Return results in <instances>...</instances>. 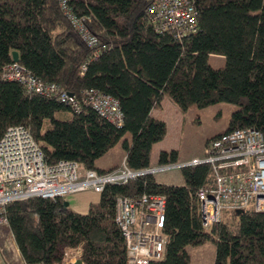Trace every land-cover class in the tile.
<instances>
[{"label":"trees","instance_id":"trees-1","mask_svg":"<svg viewBox=\"0 0 264 264\" xmlns=\"http://www.w3.org/2000/svg\"><path fill=\"white\" fill-rule=\"evenodd\" d=\"M194 2L198 31L178 42L169 33L154 32L145 13L147 0H66L73 15L87 18L98 40L89 48L61 12L59 0H0V138L8 127L23 126L47 165L74 161L104 173L95 162L129 134L131 143H123L126 166L148 170L151 147L165 135V124L151 117L163 97L182 113L193 105H235L223 134L253 129L264 135V0ZM14 51L19 65L45 84L76 98L94 89L115 99L121 127L90 107L74 113L3 80ZM210 56L223 57L224 68L213 69ZM176 160L174 151L161 152L159 165ZM180 171L181 186L158 184L152 175L108 185L85 214L65 208L64 198L9 204L7 225L23 264H64L74 252L82 264H127L115 203L142 194L166 200L163 257L148 264H189L187 247L206 242L215 246L213 264H264V213L234 212V229L221 220L204 231L196 194L213 187L212 170L200 164Z\"/></svg>","mask_w":264,"mask_h":264},{"label":"built area","instance_id":"built-area-1","mask_svg":"<svg viewBox=\"0 0 264 264\" xmlns=\"http://www.w3.org/2000/svg\"><path fill=\"white\" fill-rule=\"evenodd\" d=\"M59 7L81 40L89 48L98 45L88 30L86 17H76L59 0ZM155 33H169L178 42L198 31V10L194 0H147L145 10ZM2 79L21 84L27 94L51 98L79 113L83 106L117 127L122 115L115 99L97 90L88 89L79 98L55 84H45L12 62L3 69ZM210 166L214 185L202 188L196 198L201 225L210 231L221 222L223 210L264 213V135L253 129L235 130L211 140L204 149V158L189 165ZM163 170V169H160ZM154 170L132 171L125 163L113 170L98 173L82 163L60 161L47 165L39 144L23 126L8 127L0 138V227L8 229L6 207L30 198L63 199L76 193L103 192L108 185H126ZM166 200L162 195L142 194L119 197L115 203V224L126 247L127 264H148L163 257ZM68 260L64 264H75Z\"/></svg>","mask_w":264,"mask_h":264},{"label":"rangeland","instance_id":"rangeland-1","mask_svg":"<svg viewBox=\"0 0 264 264\" xmlns=\"http://www.w3.org/2000/svg\"><path fill=\"white\" fill-rule=\"evenodd\" d=\"M209 65L213 69H222L225 66V59L220 56H210ZM237 110L235 105L218 103L203 109L195 105L182 113L167 98L163 97L159 106L151 111L154 119L165 124V135L162 140L153 144L150 151V170L158 184L169 186H181L182 176L180 168L189 165L193 160L204 158V149L208 141L223 134L229 126L231 115ZM131 143V136L126 134L124 138L95 163L97 168L109 169L120 167L125 159L123 143ZM177 154L174 165H159L161 152ZM117 167V168H118ZM163 169V170H160ZM64 202L68 208L76 213L85 214L91 204L98 202V194L92 191L76 193L67 198ZM233 211L223 210L221 218L229 227H235L237 218ZM189 255V264H213L215 246L212 242H206L200 246H189L186 249ZM79 254H71V260H77ZM0 264H22L17 247L9 229L0 227Z\"/></svg>","mask_w":264,"mask_h":264},{"label":"water","instance_id":"water-1","mask_svg":"<svg viewBox=\"0 0 264 264\" xmlns=\"http://www.w3.org/2000/svg\"><path fill=\"white\" fill-rule=\"evenodd\" d=\"M11 58H12V62L19 63V56H18V53L17 52H15V51L12 52L11 53ZM184 166H190V165H184ZM64 206H65V208H67L68 207V204L65 203ZM240 213H242V212H237L236 214H240ZM75 264H82V263H81V261L78 260Z\"/></svg>","mask_w":264,"mask_h":264},{"label":"crops","instance_id":"crops-1","mask_svg":"<svg viewBox=\"0 0 264 264\" xmlns=\"http://www.w3.org/2000/svg\"><path fill=\"white\" fill-rule=\"evenodd\" d=\"M152 117V116H151ZM100 159V158H99ZM195 160H197V159H195ZM195 160H193V161H195ZM192 161V162H193ZM96 163V162H95ZM118 166H114V167H110L109 169H99V168H97L96 167V165H95V168H97V170H99V171H101V172H107V171H110V170H112V169H115V168H117ZM92 205V204H91ZM90 207V206H89ZM20 257V256H19ZM20 260H21V258H20ZM21 262H22V260H21ZM22 264H23V262H22Z\"/></svg>","mask_w":264,"mask_h":264}]
</instances>
